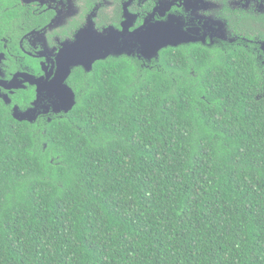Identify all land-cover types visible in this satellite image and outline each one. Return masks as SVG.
Segmentation results:
<instances>
[{"label":"trees","instance_id":"1","mask_svg":"<svg viewBox=\"0 0 264 264\" xmlns=\"http://www.w3.org/2000/svg\"><path fill=\"white\" fill-rule=\"evenodd\" d=\"M211 53L100 60L42 127L0 111V264H264V77Z\"/></svg>","mask_w":264,"mask_h":264},{"label":"flooded vegetation","instance_id":"2","mask_svg":"<svg viewBox=\"0 0 264 264\" xmlns=\"http://www.w3.org/2000/svg\"><path fill=\"white\" fill-rule=\"evenodd\" d=\"M174 20L187 43L163 49L203 46L214 59L241 47L264 77V0H0V111L38 127L63 117L56 108L76 102L75 73L91 72L83 54L137 32L130 56L152 66L141 33Z\"/></svg>","mask_w":264,"mask_h":264},{"label":"water","instance_id":"3","mask_svg":"<svg viewBox=\"0 0 264 264\" xmlns=\"http://www.w3.org/2000/svg\"><path fill=\"white\" fill-rule=\"evenodd\" d=\"M125 34L124 40L121 41L120 44H108L105 45L103 42V47L96 49L92 47V50L89 49L88 52L82 55L81 62L86 71H91L93 69V65L97 60L106 59L109 56H120V55H128L130 56L133 51L132 41L136 39L137 32L129 34L128 32H123ZM181 27L176 23V21H172V23H161L153 26L151 29H148L144 33H141V43L139 46V51L144 57H148L150 59L158 58L159 52L161 49L170 46H177L179 44L187 43V40L184 39L182 34ZM110 40L117 41V38L112 35L109 36ZM178 39V40H176ZM106 40V39H105ZM138 40V34H137ZM123 43V45H122ZM101 44V43H100ZM113 49V50H112ZM75 59V60H74ZM71 60V64H78V58L74 57ZM69 73V69L66 71ZM70 103L67 107L62 106V102L60 103V107L58 106L57 111L64 110L68 112L72 109L75 104L74 95L70 97Z\"/></svg>","mask_w":264,"mask_h":264}]
</instances>
